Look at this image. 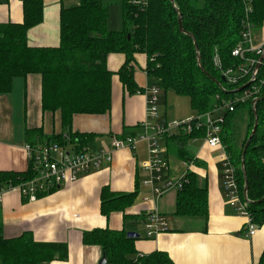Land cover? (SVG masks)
<instances>
[{
	"label": "trees",
	"instance_id": "16d2710c",
	"mask_svg": "<svg viewBox=\"0 0 264 264\" xmlns=\"http://www.w3.org/2000/svg\"><path fill=\"white\" fill-rule=\"evenodd\" d=\"M21 1L23 23H0V95L12 92L15 79L39 75L42 111L59 112L63 130L52 136H44L41 129L28 130L30 145L63 143L64 134L77 145L94 142L96 134L72 131L74 118L111 112L114 75L128 94L144 91L135 80L139 55L146 56L144 71L148 86L160 88L162 95L172 91L188 97L197 115L213 111L223 101L240 94L236 92L238 86L222 81L213 64L215 54L218 53L225 68L236 66L240 61L231 53L242 39L245 23L249 21L255 30L264 24V0H204L203 5L201 0H120L122 29L111 31L108 5L102 0H80L78 5L61 11L59 47L36 48L28 45V32L42 23L43 0ZM246 4L252 7L248 18ZM179 15L186 33L179 29ZM114 54L125 57L116 73L107 66L108 57ZM238 110L248 118L246 134L241 140L231 130ZM255 113L259 118L258 128L242 167L243 149L252 133ZM223 115L222 140L237 168L243 199L247 184V211L252 222L261 227L264 225V88L257 103L252 100L239 103L233 112L226 111ZM203 136L204 131L194 130L190 135L165 137L164 141L170 153L190 160L187 141ZM32 175L29 168L24 173L0 171V192L30 180ZM136 197V192L114 193L105 187L101 191V214L108 218L114 212L124 213L133 206ZM176 215L208 218V191L198 186L194 174L188 176V183L178 191ZM83 243L101 248L107 264H174L163 252L140 257L135 240L129 239L125 230L95 229L84 234ZM56 255L66 260L67 247L39 243L29 232L4 238L0 217V264H50ZM259 264H264V253Z\"/></svg>",
	"mask_w": 264,
	"mask_h": 264
},
{
	"label": "crops",
	"instance_id": "0c3cea01",
	"mask_svg": "<svg viewBox=\"0 0 264 264\" xmlns=\"http://www.w3.org/2000/svg\"><path fill=\"white\" fill-rule=\"evenodd\" d=\"M78 4L79 0H43V20L28 32V45L36 48L59 47L61 11ZM23 19L21 0H0V23L22 24ZM109 21L110 11L108 29L118 31L121 28L112 25L111 28ZM252 35L256 45L263 44L264 24L254 29ZM137 58L135 80L139 88L145 89L148 86L144 71L146 56L139 55ZM124 62V55L114 54L108 57L107 66L116 73ZM41 93V77L30 75L15 79L12 92L0 95V171L24 173L28 170L29 160L24 149L28 144V130L41 129L44 136L62 133L60 113H43ZM195 115L194 112L192 116ZM145 120V96L128 94L118 76L114 75L111 112L104 116H76L72 131L96 134L92 144L95 148L99 146L97 140L108 143L113 137L121 138L139 132V126ZM162 120L167 121L166 117ZM247 125L246 118L244 131L238 136L241 139L245 136ZM199 139L203 140V137L187 141L186 150L191 159L196 158L192 174L196 175L198 186L206 187L208 191L207 219L177 216L176 190H169L157 198L142 185L140 163L148 158V153L147 146L139 144L135 153L129 149L116 151L110 164H104L99 171L84 174L76 183L66 185L36 202L24 200L17 190H2L0 217L4 238H16L29 232L39 243L65 245L67 259L60 260L56 255L50 264H100L104 257L101 248L83 243L84 234L95 229L125 230L138 234L140 237L134 240L139 255L163 252L174 264H259L264 253V225L257 227L254 236H248L246 218L238 215L225 198L221 150L210 148L203 142L196 153L188 150L189 143H199ZM163 143L165 145L166 141ZM167 157L169 178L182 175L185 172L182 162L185 160L170 153L169 148ZM105 187L114 193L136 192L133 206L124 213L114 212L108 218L103 216L100 211L101 191ZM154 209L165 219L168 230L155 239H147L144 222ZM124 214L129 218L126 219Z\"/></svg>",
	"mask_w": 264,
	"mask_h": 264
},
{
	"label": "built area",
	"instance_id": "2783aa9c",
	"mask_svg": "<svg viewBox=\"0 0 264 264\" xmlns=\"http://www.w3.org/2000/svg\"><path fill=\"white\" fill-rule=\"evenodd\" d=\"M252 7L246 4L247 18ZM253 25L247 21L242 39L233 49L231 56L240 61L233 67L225 68L218 55L215 54L213 64L229 86L244 87V90L232 100L223 101L213 111L195 115L186 122L169 124L160 118L159 103L162 91L156 86H147L138 92L146 98V120L139 126V132L124 137L111 138L110 142L97 140L98 147L77 145L71 142L70 136L63 135L64 142L25 145L32 178L9 189L17 190L24 200L36 202L40 198L51 195L66 185L76 183L86 173L99 171L104 164L111 163L116 151L129 149L137 151L139 144L147 146L148 158L140 163L143 177L142 185L149 188L159 198L169 190L181 191L188 183V176L193 173L196 158L185 160L182 166L185 172L177 178H169L170 165L165 137L190 135L195 131H204L203 140L210 148L221 150L222 178L225 198L236 213L247 220L248 236H254L257 226L247 211V204L241 196L238 185L237 168L235 167L227 146L222 140V129L225 123L224 112H233L236 105L245 101L253 102L260 98L264 88V43L256 45L253 41ZM263 57V60H261ZM2 192H0V202ZM147 200V198H146ZM168 230L165 219L157 209L152 210L144 222L145 237L155 239ZM142 257V255H139Z\"/></svg>",
	"mask_w": 264,
	"mask_h": 264
},
{
	"label": "rangeland",
	"instance_id": "374dc122",
	"mask_svg": "<svg viewBox=\"0 0 264 264\" xmlns=\"http://www.w3.org/2000/svg\"><path fill=\"white\" fill-rule=\"evenodd\" d=\"M103 1V0H102ZM108 1V2H106ZM80 3V0H79ZM106 5L109 7L110 11V27L111 25L114 27H121L118 29H122V12H121V5L120 0H105L103 1ZM204 0H201L200 5H203ZM112 28V27H111ZM110 28V29H111ZM163 100L159 103V110H160V116L161 118L167 119L168 123L171 124L173 122H186L193 118L194 111L192 110L190 99L188 97L180 96L172 91L168 92L167 94H164L162 96ZM245 114L238 110V114L235 117V120L233 119L231 130L235 134V137L237 140H241L240 137H238L243 131H244V121L243 118ZM248 119V118H247ZM165 121V120H164ZM227 128L225 129L226 132ZM247 130V128H246ZM246 134V132H245ZM199 143H189L188 150L192 153H196L198 151V148H200L201 143L205 144L204 140L199 139ZM174 156H170L172 158ZM172 160V159H171Z\"/></svg>",
	"mask_w": 264,
	"mask_h": 264
},
{
	"label": "water",
	"instance_id": "95a60500",
	"mask_svg": "<svg viewBox=\"0 0 264 264\" xmlns=\"http://www.w3.org/2000/svg\"><path fill=\"white\" fill-rule=\"evenodd\" d=\"M179 29H180V31H181L182 33H186V32L184 31V29H183L181 15H179ZM192 38H194V37L192 36ZM261 60H263V57H262ZM200 67H201V66H200ZM201 70H202V72H203L206 76H208V77H210L211 79H213V78H212V77H211V76H210V75H209V74H208V73H207L202 67H201ZM222 81L225 82V79L222 78ZM242 90H244V87L239 88L238 90H236V92L239 93V92H241ZM259 100H260V98L257 99V100H255V101H254V104L257 103ZM254 116H255L254 127H253L252 133H251L250 136L248 137V140H247V142H246V144H245V146H244V149H243V155H242V167L244 166V158H245L246 151H247V149H248V147H249V145H250V141L252 140V137H253V135L256 133V130H257V128H258L259 118H258V115H257L256 113L254 114ZM244 178L246 179V175H245V174H244ZM244 200H245V202H249V200H248V198H247V184L245 185V188H244ZM127 237H128L129 239H135V238H139L140 236H139L138 234H135V233L129 232V233H127ZM100 264H107V260H106V257H105V256L102 258Z\"/></svg>",
	"mask_w": 264,
	"mask_h": 264
}]
</instances>
